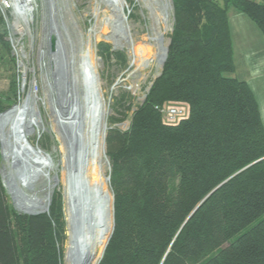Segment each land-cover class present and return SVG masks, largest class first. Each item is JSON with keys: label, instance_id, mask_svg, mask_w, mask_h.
Instances as JSON below:
<instances>
[{"label": "trees", "instance_id": "1", "mask_svg": "<svg viewBox=\"0 0 264 264\" xmlns=\"http://www.w3.org/2000/svg\"><path fill=\"white\" fill-rule=\"evenodd\" d=\"M171 1L161 76L129 131L106 138L114 229L99 264H264V126L248 85L226 77V8ZM223 1L264 35V3ZM177 102L189 105L188 120L165 126L155 107ZM51 204L47 215H20L0 184V264H62L61 193Z\"/></svg>", "mask_w": 264, "mask_h": 264}, {"label": "rangeland", "instance_id": "2", "mask_svg": "<svg viewBox=\"0 0 264 264\" xmlns=\"http://www.w3.org/2000/svg\"><path fill=\"white\" fill-rule=\"evenodd\" d=\"M50 1L38 0L33 24L22 35L12 34L0 21V184L6 204L26 216L47 215L55 193H61L66 226L62 264H70L67 258L69 210L74 209L77 213L83 198L85 203L90 202L86 192L88 188L92 189L90 186L94 183V164L96 174L102 170L105 189L113 201L106 138L110 130L120 133L129 131L134 112L143 105L153 82L161 76L163 67L158 68L157 62L158 36L162 39L161 46H166L168 50L174 16L171 0H124L121 20L125 34L120 36L113 30L115 14L108 2L53 0L51 5ZM110 1H118L114 5L119 8L123 3V0ZM100 44L107 45V53H99ZM69 84L75 91H68ZM93 97L103 101L105 134L103 145L99 146L96 145L98 130L95 131L88 122ZM60 101H63V106L65 103V110L73 112L72 117H62L57 107ZM22 105H28L26 122L30 137L18 134L27 128L18 124L15 135L8 126L10 135L7 133L8 137H4V125ZM12 113L14 115L10 117ZM53 120L67 123L64 141L56 128L59 125H53ZM12 138L15 144L21 146L18 162L23 164L24 169L19 177L22 182L32 178L35 181L30 189L21 190L22 184H19L17 190L31 204H40L49 196L44 212L30 215L19 211L16 205L9 181L10 174L17 176L14 171L17 160H5L4 149ZM33 158L43 164V168L35 164ZM93 202L99 203L97 198ZM113 204L114 201L111 211L114 223ZM88 206L85 204V209ZM87 216L89 214L83 211L80 220H87L86 224L91 225L90 216L88 219ZM261 219L251 223L241 233L249 231ZM75 221L77 227L84 223ZM112 228L114 225L106 234L93 264L107 242L96 264L102 261Z\"/></svg>", "mask_w": 264, "mask_h": 264}, {"label": "bare ground", "instance_id": "3", "mask_svg": "<svg viewBox=\"0 0 264 264\" xmlns=\"http://www.w3.org/2000/svg\"><path fill=\"white\" fill-rule=\"evenodd\" d=\"M103 1L105 3L108 2V4H110V7L115 14V15H113V21L112 22H113V30L115 31L116 35H120V36L123 35L124 36L125 33L123 31L125 29H124V25L122 24V20H121L122 19L121 15H123V14L121 12V8L114 5L115 2H118V1H115L114 3H112L110 0H103ZM115 10H116V12H115ZM161 44H162V39L160 38V36H158V51H159V54L157 56L158 68H161L164 65V61H165V58L167 55V51H166L167 47L164 45L162 47ZM51 76H53V75H51ZM96 80H97V78H96ZM67 89H68V91H75L74 89L71 88L70 84H69V87L67 85ZM75 100H76V97H75ZM27 106L28 105L20 106L17 109L15 115L4 125V126H6L3 130V135L5 134L4 137H8V135H10V131L8 132V129H7L8 126H11L12 134L15 135L16 129H17L16 128L17 124L19 125V127L22 125H25L27 127L25 132L21 133L22 131H19L18 134L19 135L21 134L20 136L23 135L25 138L27 136L30 137L29 133H28L29 125L26 122L28 115H29L28 109L26 110ZM64 106H65V103H64ZM64 106H63V101L62 102L60 101L59 103H57V107L59 108V111L61 112L62 117L64 115H66V116L68 115V116L72 117L73 112L69 111V110H65L66 107L64 109ZM75 110L77 112V109H75ZM103 112H104V110H103L102 99H100V98L94 99V97H93L88 122H90V124H92V128H94L95 131H96V129L98 130L99 139L97 141L98 144H96L97 146L102 144L103 137L105 134V133H103L104 125L102 124ZM100 122L102 124L101 126L98 125V124H100ZM65 123L66 122L59 123L55 120L52 121L53 125H56V124L59 125L56 128L61 133V135L63 137V141H64L65 137H67L65 134L67 123L66 124ZM90 129H91V127H90ZM7 133H8V135H7ZM20 148H21L20 145L15 144L13 142V138H12V141L8 140L7 145L4 146V149L6 151L5 160H7V161L9 160V162H11L13 160H17L16 161L17 166L14 170L17 172V173L14 172L17 176H15L13 173L10 174V181H9V183L11 184V187L14 191L13 194H14V199H15L16 205L18 206L19 211L26 212L30 215L33 213H37V212H44L48 206L47 203L49 201V196H47L45 198L44 202H41L40 204H36V203L31 204L30 201L25 200L22 197V193L19 190H17L19 184H22V186H23V187L22 186L20 187L21 190H23V189L27 190V189H30L32 187V185H34V183H35L33 178H32V180L29 179V180H25L22 182V180H21L22 178L19 177L20 174L23 173V169H24L23 164L18 162V160L20 158L18 156V151L21 150ZM33 159L36 161V162H34L35 164H37L38 166H42V168H43V164L39 163V161L37 162V159H35V158H33ZM93 168H94V171L92 170V173H94V176H95L94 181H93L94 185L92 184L90 186L92 189L88 188V190L86 192V195L89 197L90 202L85 203L84 202L85 198H83L82 204H81L82 206L79 208V211H77V213H75L76 210H74V209L70 208V210H69V212L71 214V217H70L71 220L69 222V230H70L69 235H68V237H69V243H68L69 255L67 258L70 261V264H93L94 263V257L96 256L101 244L106 239V236H107L106 234L109 232V229L113 225L112 224L113 223V215L111 212L113 201H112L111 197L108 195L107 190L105 189L106 188L105 187L106 182L104 181V179L102 177L103 172H102V170H100V172L98 174H96L97 168L95 167V164H94ZM48 169H50V168H48ZM38 172H40V171H38ZM92 192H93V194H92ZM86 195H85V197H86ZM93 195H95L94 198H93ZM96 198L99 202L97 204H95L93 202ZM86 199H87V201H89L88 198H86ZM85 204L89 205L88 209H85ZM83 211H86L89 214V216H90V219H89L90 222L89 223H91V225L86 224L87 220H85V221H84V219L82 221L80 220ZM98 213H99V216H98ZM77 216L79 217V219H75ZM89 216H87V219ZM75 220H78L79 222L81 221V224L83 221H84V223L82 224V226H80L81 224L79 223L80 227H77V225L75 224L76 223ZM108 240H109V238H108ZM101 252H102V250L100 251V253ZM100 253L98 254L97 258L100 256Z\"/></svg>", "mask_w": 264, "mask_h": 264}, {"label": "crops", "instance_id": "4", "mask_svg": "<svg viewBox=\"0 0 264 264\" xmlns=\"http://www.w3.org/2000/svg\"><path fill=\"white\" fill-rule=\"evenodd\" d=\"M226 8L231 36L234 72L226 77L245 82L258 104L262 126H264V35L247 16L239 13L223 0H214ZM264 3V0H249Z\"/></svg>", "mask_w": 264, "mask_h": 264}, {"label": "built area", "instance_id": "5", "mask_svg": "<svg viewBox=\"0 0 264 264\" xmlns=\"http://www.w3.org/2000/svg\"><path fill=\"white\" fill-rule=\"evenodd\" d=\"M53 0L49 3L52 5ZM124 0L121 12L124 15ZM38 0H0V21L12 34L22 35L23 31L33 24V18L38 11ZM161 114L163 124L175 127L188 120L189 107L183 103H166L155 107Z\"/></svg>", "mask_w": 264, "mask_h": 264}, {"label": "water", "instance_id": "6", "mask_svg": "<svg viewBox=\"0 0 264 264\" xmlns=\"http://www.w3.org/2000/svg\"><path fill=\"white\" fill-rule=\"evenodd\" d=\"M167 51V50H166ZM167 53H168V51H167ZM167 56V55H166ZM165 62V61H164ZM101 208V207H100Z\"/></svg>", "mask_w": 264, "mask_h": 264}]
</instances>
